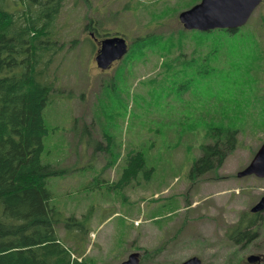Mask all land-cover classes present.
<instances>
[{"label":"rangeland","instance_id":"rangeland-1","mask_svg":"<svg viewBox=\"0 0 264 264\" xmlns=\"http://www.w3.org/2000/svg\"><path fill=\"white\" fill-rule=\"evenodd\" d=\"M200 1L63 2L56 20L61 49L49 70L57 91L44 111L42 158L67 171L50 178L57 207L67 216L92 215L86 242L66 241L84 264H121L133 252L141 254L140 264H182L192 256L248 264V255L264 254V222L247 245L226 235L264 194V178L238 176L264 143V74L256 75L253 91L256 78L233 67L243 43L264 42V0L244 25L250 39L216 34L201 42L188 33L178 48L168 39L185 29L179 13ZM88 24L126 37L128 55L101 69L91 33L99 36ZM214 47L210 75H156L181 51L203 57ZM212 127L237 128L238 145L221 168L189 179ZM108 137L112 155L99 151ZM131 151L144 153L147 175L115 186ZM58 228L64 237V225Z\"/></svg>","mask_w":264,"mask_h":264},{"label":"trees","instance_id":"trees-1","mask_svg":"<svg viewBox=\"0 0 264 264\" xmlns=\"http://www.w3.org/2000/svg\"><path fill=\"white\" fill-rule=\"evenodd\" d=\"M63 2L0 0V264H84L74 257V250L66 241L73 243L75 239H82L85 243L86 235L91 231L92 215L86 214L82 219L67 216L57 207L50 178L67 171L45 163L42 158L44 137L48 134L44 111L53 92L57 91V78L52 79L49 70L61 49L56 20ZM86 28L95 30L99 37L112 35L100 34L92 24ZM243 31L244 25L208 31L185 28L170 36L168 41L179 48L188 33L197 34L201 42L205 36L216 34L250 39ZM255 38L243 43L242 57L233 64L243 75L251 74L256 78L255 83L252 81L253 91H257L258 86L256 75L264 74V42ZM216 53L214 47L207 56L194 54L188 58L181 51L177 58L170 60L172 65L167 63L166 70L156 75H210L216 70L210 64ZM238 132L237 128L212 127V141L201 145V153L192 164L189 179L195 180L221 168L238 145ZM107 140L105 147L100 142L99 151L112 155L113 140L111 137ZM126 164L119 181L113 185H129L142 171L147 175L142 151H131ZM260 215L252 213V216ZM250 216L249 211L240 213L238 220L226 230L228 240L245 245L251 238L252 241L256 238L254 229L251 234ZM255 221L252 220V225ZM61 223L66 230L64 237L58 230Z\"/></svg>","mask_w":264,"mask_h":264},{"label":"water","instance_id":"water-1","mask_svg":"<svg viewBox=\"0 0 264 264\" xmlns=\"http://www.w3.org/2000/svg\"><path fill=\"white\" fill-rule=\"evenodd\" d=\"M262 0H201L192 7L179 13V20L188 30L208 31L217 28H238L245 25ZM129 44L126 37L113 35L103 38L96 55L97 65L106 70L115 61L121 60L128 52ZM255 174L264 177V143L252 161L238 173V176ZM264 209V197L252 208L253 211ZM261 255L250 254L247 262L255 263ZM141 254L131 253L121 264H140ZM182 264H214L204 263L198 256H192Z\"/></svg>","mask_w":264,"mask_h":264},{"label":"flooded vegetation","instance_id":"flooded-vegetation-1","mask_svg":"<svg viewBox=\"0 0 264 264\" xmlns=\"http://www.w3.org/2000/svg\"><path fill=\"white\" fill-rule=\"evenodd\" d=\"M91 35L93 36V38H94V40H95V42L97 43V45H99V46H97V51L99 50V48H100V42H101V40L104 38H102V37H96V36H94L95 34L92 32L91 33ZM116 62V61H115ZM114 62V63H115ZM253 176H255V177H257V178H264V177H259V176H257V175H255V174H252ZM252 175H250V176H252ZM262 197H264V194H262V196L260 197V199H259V201L261 200V198ZM258 201V202H259ZM257 202V203H258ZM256 203V204H257ZM255 204V205H256ZM255 205H253V206H251V208H250V212H251V216H250V229H251V234H252V229H254L255 230V237L257 238L258 236H259V234H261V230L259 229L260 228V226L262 225V223L264 222V209L263 210H261V211H253L252 210V208L255 206ZM252 213H254V214H256V213H260V214H262V216L260 215V216H252ZM252 220H257V221H255V223H254V225H252ZM252 236V235H251ZM255 238V239H256ZM254 239V240H255ZM253 240V241H254ZM252 242V238H251V240H250V242L249 243H251ZM245 245H247V244H245ZM242 246H244V245H242ZM258 255H261V259L260 260H258V261H256L255 263H253V264H264V254L263 253H259ZM249 256V255H248ZM247 256V257H248ZM247 262V261H246ZM205 263V262H204ZM248 264H252V263H249V262H247Z\"/></svg>","mask_w":264,"mask_h":264}]
</instances>
